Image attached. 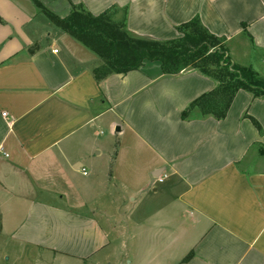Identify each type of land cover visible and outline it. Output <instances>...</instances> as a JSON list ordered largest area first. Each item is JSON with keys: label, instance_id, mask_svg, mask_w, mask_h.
<instances>
[{"label": "crops", "instance_id": "obj_1", "mask_svg": "<svg viewBox=\"0 0 264 264\" xmlns=\"http://www.w3.org/2000/svg\"><path fill=\"white\" fill-rule=\"evenodd\" d=\"M38 1L61 17L70 3L92 15L115 6L112 19L143 39L176 38L175 27L198 16L225 39L231 63L264 74V0ZM102 64L32 0H0L7 252L23 264L37 254L93 264H264V169L241 168L264 146V96L240 89L222 119L197 108L183 119L215 79L191 67L164 74L150 61L96 78Z\"/></svg>", "mask_w": 264, "mask_h": 264}, {"label": "trees", "instance_id": "obj_2", "mask_svg": "<svg viewBox=\"0 0 264 264\" xmlns=\"http://www.w3.org/2000/svg\"><path fill=\"white\" fill-rule=\"evenodd\" d=\"M32 1L52 24L102 59L103 64L94 70L96 78L110 72L135 70L144 61H150L158 62L164 74H176L191 67L215 79L217 85L212 91L194 99L181 112L183 119L193 108L202 115L222 119L240 89L250 92L253 97L264 96V80L256 69L252 65L231 63L225 54V39L209 32L198 16L177 25L179 36L176 38L143 39L130 35L123 19L119 22L112 19L113 11L117 9L115 6L92 15L82 3H70L68 14L61 17L47 10L38 0ZM250 119L259 129L257 122Z\"/></svg>", "mask_w": 264, "mask_h": 264}, {"label": "rangeland", "instance_id": "obj_3", "mask_svg": "<svg viewBox=\"0 0 264 264\" xmlns=\"http://www.w3.org/2000/svg\"><path fill=\"white\" fill-rule=\"evenodd\" d=\"M117 13H119V16H122V11L119 10ZM261 78L264 80V74L261 76ZM104 137V136H102ZM256 151L253 153V155L245 157L244 160L241 162V168L243 169H264V146L257 145L255 147ZM263 154V156H260ZM10 243L9 240L4 239L0 236V264H18L21 263L23 264L24 260H19L16 261V256L14 254H11V252H7V247L6 245H9ZM6 259V257H8ZM114 261L113 258H110L109 260L106 259L108 262ZM125 259V261L121 260V264H129L128 260H132L131 258L128 257V260ZM34 264H93V261L91 260L89 263L85 262L84 260H80L77 258L73 257H68V256H61V255H49L46 254L44 256L43 254H37L34 256ZM25 264V263H24ZM131 264H137L132 260Z\"/></svg>", "mask_w": 264, "mask_h": 264}, {"label": "built area", "instance_id": "obj_4", "mask_svg": "<svg viewBox=\"0 0 264 264\" xmlns=\"http://www.w3.org/2000/svg\"><path fill=\"white\" fill-rule=\"evenodd\" d=\"M2 115L5 116V113H3ZM84 172V170H82ZM158 181L161 182L162 181V177L161 178H158Z\"/></svg>", "mask_w": 264, "mask_h": 264}]
</instances>
